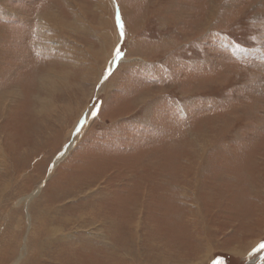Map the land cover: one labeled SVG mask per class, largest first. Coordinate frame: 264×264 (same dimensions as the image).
Returning a JSON list of instances; mask_svg holds the SVG:
<instances>
[{"label":"rangeland","instance_id":"1","mask_svg":"<svg viewBox=\"0 0 264 264\" xmlns=\"http://www.w3.org/2000/svg\"><path fill=\"white\" fill-rule=\"evenodd\" d=\"M0 33V234L39 190L56 264H264V0H2Z\"/></svg>","mask_w":264,"mask_h":264},{"label":"bare ground","instance_id":"2","mask_svg":"<svg viewBox=\"0 0 264 264\" xmlns=\"http://www.w3.org/2000/svg\"><path fill=\"white\" fill-rule=\"evenodd\" d=\"M2 1V0H0ZM107 1V0H106ZM114 9V8H113ZM112 9V10H113ZM121 12V11H120ZM132 12V11H131ZM15 13V12H14ZM37 15V14H36ZM50 17V16H49ZM121 17V16H120ZM36 19V18H35ZM38 19V18H37ZM107 19V18H106ZM103 19V22H102V27H104V30H107V32L105 31V37H106V41L109 40V37L108 34H109V29L111 30L113 37H111L110 39L112 40L113 39V45H116L117 41H119V37L121 38L120 34L117 35V33L115 32L116 31V27H115V21H113V18H111L110 21H108L109 19ZM39 20H40V28L41 30H39L40 32L37 33L38 36H42L43 37V26H45V22H44V17H39ZM47 21V20H46ZM39 22V21H38ZM4 26V25H2ZM6 26V25H5ZM36 26H37V23H36ZM49 26V25H48ZM15 28V30H18L17 26H11V28ZM17 27V28H16ZM101 27V28H102ZM39 28V27H38ZM24 30V29H22ZM38 30V29H37ZM33 32V31H32ZM6 33V32H5ZM31 33V32H30ZM29 33V34H30ZM15 34V33H14ZM26 34H27V30H26ZM11 35V33L9 34ZM22 35V33H21ZM35 36V35H33ZM0 37H2L1 33H0ZM8 37V36H7ZM12 37V36H11ZM19 38V37H18ZM34 38V37H33ZM21 39V38H20ZM30 39V38H28ZM123 39V38H122ZM7 40V39H6ZM19 41V40H18ZM24 41V40H23ZM28 41V40H27ZM15 42V41H14ZM25 42V41H24ZM32 42V41H31ZM16 43V42H15ZM21 43V42H20ZM28 43V42H27ZM36 43V42H35ZM11 44H13L11 41H10V37H9V42L7 41V47H9ZM19 43H16L15 45H17ZM20 45V44H19ZM21 45H25V43H21ZM21 45L19 47H21ZM37 45V44H36ZM5 46V45H4ZM12 46V45H11ZM27 46V45H26ZM41 46V45H40ZM18 47V46H16ZM114 47V46H113ZM1 48V47H0ZM13 49V47H12ZM12 49L11 52H12ZM18 49V48H17ZM20 49V48H19ZM16 50V49H15ZM9 51V50H8ZM41 51V49H40ZM17 52V50H16ZM19 52V51H18ZM29 52V51H28ZM42 52V51H41ZM15 54V52H14ZM20 54V53H19ZM114 54V53H113ZM17 55V54H16ZM23 55V54H22ZM25 55V54H24ZM29 55V54H28ZM27 59V58H26ZM124 59V58H123ZM107 62V61H106ZM116 60L115 58L113 60L110 61V67H113L115 64H116ZM50 73V72H49ZM50 78L52 77L53 73H52V70H51V73H50ZM47 75H43V76H40L39 77V83H41V85L43 87H45V80H46V77ZM48 80V79H47ZM55 80V79H54ZM7 84V80L3 81L1 83V87L2 86H5ZM6 86V87H7ZM13 87V86H11ZM15 88V87H14ZM18 88V87H17ZM8 89V88H7ZM5 90V89H3ZM12 90V89H11ZM35 94V93H34ZM42 94V93H41ZM3 95V94H2ZM9 95V94H8ZM8 100V99H7ZM39 101V100H38ZM43 101V100H42ZM1 103V102H0ZM46 103V102H45ZM8 106V105H7ZM47 106V105H46ZM186 106V105H185ZM4 107V106H3ZM184 107V106H183ZM182 107V108H183ZM2 111V110H1ZM185 112V111H184ZM2 113V112H1ZM6 113V112H4ZM8 114V112H7ZM6 115V114H5ZM224 116V115H223ZM79 117V116H78ZM81 124V122H80ZM80 126V125H79ZM208 126V125H207ZM223 126V125H222ZM77 127V126H76ZM75 127V128H76ZM72 133V132H71ZM196 134V133H195ZM193 135V134H192ZM194 136V135H193ZM77 137V136H76ZM198 137V136H197ZM196 137V138H197ZM206 138V137H205ZM209 138V137H208ZM210 139V138H209ZM204 140V139H203ZM2 142V141H1ZM197 142V141H196ZM195 142V143H196ZM202 145V144H201ZM73 146V142L70 144H67L64 148V150L59 154L58 157L55 158L54 162H53V165L51 166V171L54 170V168L56 167V165L58 164V162L61 161V159L66 155V153L72 148ZM216 146V145H215ZM208 152V151H207ZM8 154H6V151L5 149L3 148V144H0V164L5 167L6 163L8 162L7 159H4V156L7 157ZM8 158V157H7ZM192 162V161H191ZM152 166V165H151ZM22 167V166H21ZM168 167V166H167ZM157 171V170H156ZM155 172V171H154ZM152 172V173H154ZM42 181V180H41ZM44 181V180H43ZM6 182H3V185H5ZM9 183V182H8ZM46 183V182H45ZM88 184V183H87ZM22 185V184H20ZM42 185V184H40ZM7 186V183L6 185ZM40 187V186H39ZM76 187V191L78 192L79 191H82L84 189L83 185H77L75 186ZM9 188V185L6 187V189ZM20 188V187H19ZM10 189V188H9ZM41 191L39 190H36L34 191L33 193L31 194H20V196L17 198L16 200V203H18V206L21 207V209L23 210L24 208L26 209L25 211V217L24 216H18V218L15 220L14 219V215L13 216H10L11 217V222L9 223V228H10V232L8 234L4 233V234H0V264H29L30 260H31V256L29 257L28 256V253H29V243H30V240H33V239H36V238H43V237H46V241L44 242H49L48 244H50L49 248H54L55 250H51L49 251V256L51 253H56L57 255L54 256V257H51V258H43V259H38L39 261L37 262V264H56L55 262H58L60 260V257H63L61 254L63 251H60L58 250L56 247L58 248H65V245H63V242H68V245L70 244V247H69V250L73 251L74 253L72 255H74L77 260L79 258V251L78 250H81L80 248H83L84 246L81 245L78 243H71L73 242V240H76L75 238V235H74V231L71 230V232L65 230L64 228V224H70L73 223V218L71 216L69 217H65L62 220H59V222H57L56 220L58 219V217L55 215H53L52 219H48L50 215L49 213H44V208L43 210H39L37 212V214L35 213V211L33 210L32 206L36 203V201L38 200V197L39 194ZM70 193H72V190L69 191ZM65 193L64 194L67 196L68 193ZM138 193V192H137ZM138 196L139 194H136L132 197L131 200H134L136 201L138 199ZM144 196V194H143ZM142 196V197H143ZM40 198V197H39ZM131 200H130V205H131ZM15 203V204H16ZM50 204V203H49ZM51 205V204H50ZM135 207V206H134ZM24 209V210H25ZM48 212V211H47ZM3 213V212H2ZM84 215V214H83ZM81 215V216H83ZM89 215L91 218H93V220H95V217L92 213L89 212ZM56 217V218H55ZM2 219V218H1ZM1 221V220H0ZM85 223V222H84ZM1 224V223H0ZM3 225V224H2ZM77 226V225H76ZM5 227V226H4ZM74 227V226H73ZM72 228V227H71ZM81 228V227H80ZM70 230V229H69ZM75 230V228H74ZM4 231V230H2ZM71 240V241H70ZM43 242V243H44ZM15 243H19V245H15ZM18 246V247H17ZM20 247V248H19ZM256 247V246H254ZM259 247V246H257ZM46 248V246L44 247ZM48 248V249H49ZM89 248V247H88ZM87 248V249H88ZM47 250V249H46ZM64 250V249H63ZM258 250V249H256ZM85 251V250H83ZM64 256L65 257H69V255L65 254L63 252ZM44 255V253H43ZM86 255L84 254V257ZM48 257V256H47ZM73 257L72 259H68L67 258V261L66 264H79L76 262V258ZM87 257V256H86ZM204 257V256H203ZM42 258V257H41ZM75 258V259H74ZM211 259V257L209 258ZM37 261L34 260L32 258V261H31V264H34L35 262ZM82 262V259L80 260ZM87 261V259H86ZM205 261V260H203ZM210 261V260H209ZM254 262V261H253ZM203 263V262H202ZM199 264V263H197Z\"/></svg>","mask_w":264,"mask_h":264},{"label":"snow or ice","instance_id":"3","mask_svg":"<svg viewBox=\"0 0 264 264\" xmlns=\"http://www.w3.org/2000/svg\"><path fill=\"white\" fill-rule=\"evenodd\" d=\"M116 22H117L118 27H119V34L121 37H123L124 36V22H123V19L119 15L118 6H117V13H116ZM236 47H239V45H236ZM123 55L124 54L121 52L120 47L117 46L114 50L115 60L119 61ZM108 72H109V74H111V68L108 69ZM105 79H107V77H105ZM261 247H264V244H262ZM217 264H224V261L221 259L217 262Z\"/></svg>","mask_w":264,"mask_h":264}]
</instances>
